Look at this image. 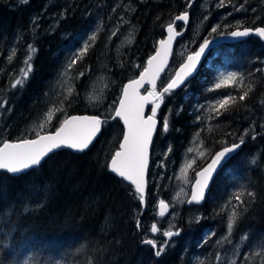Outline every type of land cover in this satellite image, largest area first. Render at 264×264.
<instances>
[{"label":"trees","instance_id":"obj_1","mask_svg":"<svg viewBox=\"0 0 264 264\" xmlns=\"http://www.w3.org/2000/svg\"><path fill=\"white\" fill-rule=\"evenodd\" d=\"M185 12L190 25L198 22L204 29L206 39L264 28V0H0V146L54 133L72 116L104 121L88 152L56 153L20 177L0 173V264H224L221 257L234 249L240 251L238 264L264 260L257 255L264 252V43L259 39L211 52L193 80L164 96L159 120L168 121V143L177 146L178 153L179 145L194 136L213 153L241 139L245 146L217 176L203 206L183 208L182 235L160 256L155 255L158 246L144 243L154 221V167L145 213L135 190L109 168L124 135L121 123L111 121L124 85L139 76L168 25ZM50 20L56 23L48 29ZM127 31L134 33L130 45L112 51L110 45L114 48ZM189 34L188 29L179 46ZM84 47L87 51L73 64ZM183 62L176 53L160 90ZM219 73H236L243 80L217 89ZM96 75L107 78L109 89L102 102L93 105L86 93ZM245 92L248 96L239 100ZM227 97H236V103L222 114L214 111L206 122L211 127L200 128L196 120L204 108L197 110L196 104ZM158 146L157 139L153 156ZM200 162L203 167L205 161ZM238 193L244 203L235 199ZM233 211L239 219L229 233ZM211 231L216 236L228 232L229 242L217 245L215 237L206 239Z\"/></svg>","mask_w":264,"mask_h":264},{"label":"snow or ice","instance_id":"obj_2","mask_svg":"<svg viewBox=\"0 0 264 264\" xmlns=\"http://www.w3.org/2000/svg\"><path fill=\"white\" fill-rule=\"evenodd\" d=\"M176 20L187 22L189 17L185 12L175 18ZM169 33L167 41L160 42V51L156 53L151 59L148 60V66L144 68L140 78L131 81L123 90V99L120 101L119 108L115 111V116L123 120L126 126V134L123 137V142L120 144V148L115 152L110 162V171L116 173L118 176L128 180L135 186V192L138 194V198L143 202L145 198V173L148 164V147L152 140L153 132L156 129L157 121L155 119L156 111L163 103L165 94H170L171 91L180 87L185 83L188 77L196 71L197 65L200 63L201 57L204 56L207 50H210V46L213 43L211 40H204L199 49L187 56V62L183 64L180 71L175 74V78L167 83L166 86H162L161 91H157L156 81L167 61V56L171 50V44L176 35L175 28L170 23L167 27ZM212 32H216L217 28L213 27ZM252 30L245 29L244 31H233L231 33L234 37H242L249 35ZM256 34L260 37H264V28L255 30ZM92 40L96 39L95 34L91 37ZM31 51H35L31 48ZM87 51V47H84L81 53H78L73 59L72 63L76 62L84 52ZM29 60L31 57L29 56ZM27 63V61H26ZM31 66L29 65V71ZM27 72L24 73L25 77ZM243 78L239 77L236 73H231L222 77L215 87L217 89L222 86L236 85L238 82H242ZM21 80H17L16 84H21ZM145 83L151 85V90L147 91V95H140L139 89L143 87ZM15 86V85H14ZM248 96V92H245L239 97V100H244ZM148 103H152L151 116L147 119L144 118L143 111L144 106ZM236 103V97H227L217 102L213 106L217 114H222L221 110L227 111L230 105ZM55 111V109H53ZM52 118L50 112L47 116V120ZM104 123L99 117H79L74 116L71 119H65L60 127L54 134H37L35 139H24L20 142L10 143L4 142L0 147V170H5L11 174H19L35 166H39L41 162L53 152L55 149L61 147H68L79 152H83L88 149L89 145L95 139L97 134L101 131V125ZM44 124L40 125L43 128ZM168 121H163V131L168 130ZM255 137H253L254 139ZM244 143L241 139L239 144H233L231 147H225L222 151L216 153L211 162L203 170L198 171L196 175L199 179L195 182V189L191 194V199L188 203H201L205 199V193L208 189L209 182L212 179L217 167L226 161L228 155L234 152ZM195 161L186 165V168H191ZM256 163L255 160L252 161ZM249 196H254V193H248ZM235 199L244 203L241 194H237ZM168 208V205L164 202H160V215L164 216ZM239 219V213L233 211L229 218L227 225L228 232L231 233ZM139 226V225H137ZM151 231L157 233L159 229L155 224L152 225ZM165 237L171 239L173 236L179 235V232H173L171 230L163 232ZM245 237L241 236V240ZM144 243L156 248V242L154 240H146ZM164 251L163 247L155 252V255L160 256ZM258 256H264V252L257 253ZM260 264H264V260H261Z\"/></svg>","mask_w":264,"mask_h":264},{"label":"rangeland","instance_id":"obj_3","mask_svg":"<svg viewBox=\"0 0 264 264\" xmlns=\"http://www.w3.org/2000/svg\"><path fill=\"white\" fill-rule=\"evenodd\" d=\"M206 1L209 3L212 0ZM50 22L51 23H48V29L52 28L53 24L56 23L52 20H50ZM184 28L185 27L182 25L180 30H183ZM189 32V38H186V40L181 44V46L178 45L179 48L177 47V55L183 60L189 53H194L192 49L194 48V46H196V44L200 42L203 43L204 40H208L204 37L202 38L204 29L201 28L198 22H196V25H190ZM115 34L116 33L113 32V34L111 33L110 36L113 38ZM132 35H134L133 32L131 33V31H127L124 35L119 37L114 42V48H111L112 46L110 45V49L116 52L124 50L130 45L133 39ZM224 76L227 75L219 73L218 80H220ZM65 78L68 79V72L67 77ZM108 89L109 83L107 78H100V76L96 75L89 82L86 96L91 101V104L97 105L102 102L104 95L108 91ZM222 99L216 100L215 102H212L210 104L206 102L205 106H203L201 102H198L196 104L197 110H202L204 108V110L198 114V118L196 120V123H201L199 125L200 127L203 126V123L209 122L213 119L212 117L215 111L213 106L216 105L217 102ZM159 110L160 109H157L155 117L159 116ZM39 126L33 127L32 130H36ZM170 129L171 128L168 127V130L166 132L162 131V134L159 136V138L157 133L155 142L158 139L159 146L156 149H159V152L156 153L155 156H152V166L155 170L156 181H154L155 199L150 209L154 221L149 227L150 229L147 240H154L159 248H168L174 246L175 243L178 241V238L182 235V233L180 232L181 235L179 233V235L173 236L171 239H169L168 237H165L163 235V232L169 230L176 232L179 230L181 213L183 208L187 206V201L189 200L191 188L195 180V174L202 169V163L200 161H203L204 158L208 157L209 152L212 151L211 149L205 148L204 143L199 136H194L192 137V139H190L189 145L186 146L181 153H178L177 150L173 152V146L168 143V137L166 135L170 132ZM193 160L195 161V163L192 164V167L186 168V165L191 163ZM161 201L168 203L170 206V213L166 217L160 216L157 211V206L160 204ZM198 214L197 220H201L202 215L199 216ZM153 224H155L159 229L158 238H154L151 233V227ZM214 237L215 243L217 245H225L229 242L230 234L227 232L224 235L216 236V233H214V231H211L205 236L206 239H212ZM229 247L232 248L233 246L229 245ZM226 250H228V248H226ZM239 254V250H231L228 254H225L221 257L220 263L238 264L237 260Z\"/></svg>","mask_w":264,"mask_h":264},{"label":"water","instance_id":"obj_4","mask_svg":"<svg viewBox=\"0 0 264 264\" xmlns=\"http://www.w3.org/2000/svg\"><path fill=\"white\" fill-rule=\"evenodd\" d=\"M188 17H189V15H188ZM179 22H183L186 26H188V24H189V19H188L187 22H185V21H180V20H176V21H175V24H177V23H179ZM175 24L173 25L174 28H175ZM258 29H260V28H258ZM244 30H245V29H243V30H236V31H244ZM249 30H252V31H250V32H249V35H247V36L234 37V36L231 35V33H232V32H231V33L224 34V35H220V36H218V37H215V38L211 39V41H213V43H212L211 46H210V50H207L206 53L204 54V56L201 57L200 63L197 65V69H196V71L192 74V76L188 77V79L185 81V83H184L183 85H181L180 87L174 89V90L171 91L170 93H175V92L180 91V90L183 89V88H184V87H185V86H186L191 80H193V79L198 75V73H199V71H200L202 65L204 64L205 60L207 59V57H208V55L210 54L211 51H213V50H215V49H218V48H220V47H222V46H225V45H234V44H238V43H241V42H245V41H247L248 39H250V38H252V37L257 38V39H259L261 42L264 43V37H260L259 35L256 34V31H255V30H257V29H249ZM175 31H176V33H178V31L176 30V28H175ZM186 32H187V30L185 29V31L179 33L178 35H176V36L174 37V39H173V41H172V44H171V50H170V52H169V54H168V56H167L166 64L164 65V67H163L162 71L160 72L159 77H158V79H157V81H156L157 88H158L159 82L161 81L162 77L167 73V71H168L169 68H170L171 62H172L173 57H174V52H175V49H176V46H177V42H178L179 40H181V39L186 35ZM168 36H169V33H168L167 29H166V36H165V38H164L163 40H161V41H167V40H168ZM161 41H160V42H161ZM160 42L158 43V48H157L156 53H157L158 51H160ZM156 53H155L153 56H155ZM153 56H152V57H153ZM152 57H151V58H152ZM151 58H150V59H151ZM186 62H187V59H186V61H185L184 63H186ZM184 63H183V64H184ZM183 64L177 69L176 73H178V72L180 71V68L183 66ZM147 66H148V61H147L145 67H147ZM176 73H175V74H176ZM141 74H142V73H141ZM141 74H140V75H141ZM140 75H139V77H138L137 79L140 78ZM174 78H175V75H174V77H173L172 79H174ZM137 79H136V80H137ZM130 82H131V81H130ZM130 82L126 83L125 86H124V88H125ZM147 87H149L150 90H151V85L148 84V83H145V84L143 85V87H141V88L139 89L140 95H142V96H143V95H147V92L144 93V91L146 90ZM124 88H123V90H124ZM123 90H122V96H121L120 101L123 99ZM120 101H119V104H120ZM119 104H118L117 109L119 108ZM152 106H153L152 103H148V104H146V105L144 106L143 115H144V118H145V119H147L149 116H151V115H148V112H149V109H150ZM84 116H88V117H96V116H90V115H80L79 117H84ZM72 117H74V116H72ZM72 117H69V118H67V119H71ZM115 119H117V120H119V121L121 122V124H122V126H123V128H124V135H125L127 129H126V126H125L124 123H123V120H122L121 118H119V117L114 116V119H113V120H115ZM155 119H156V118H155ZM101 121H103V120L101 119ZM156 121H157L156 129H155V131L153 132L152 140H151V143H150V145H149V147H148V164H147V169H146V173H145V181H146L145 198H144V201H143V202L141 201V204H142V207H143V213L146 212V207H147L148 176H149L150 163H151V151H152V147H153V143H154L155 137H156L157 132H158V129H159V121H158V119H156ZM103 122H104V121H103ZM102 130H103V123H102V125H101V131L97 134V136L95 137V139H94V140L92 141V143L89 145L88 149H86V150L83 151V152H79V151H76V150L71 149V148H68V147H61V148L55 149L53 152L49 153V155H48L47 157H45V159L41 162V164H40L39 166H35V167H33V168H31V169H28V170H26V171H24V172H21V173H19V174H11V173H8V172L5 171V170H0V173L8 174V175L11 176V177H20V176H22V175H24V174H27V173H29V172L35 170V169L40 168V167H41V166L47 161L48 158H50L51 156H53V155L56 154V153H59V152H62V151H69V152H71V153H73V154H76V155H82V154L88 152V151L92 148V146H93V145L96 143V141L99 139V137H100V135H101V133H102ZM54 133H55V132H54ZM54 133H50V134H54ZM8 142H9V141H8ZM122 142H123V140H122ZM122 142H121V143H122ZM10 143H16V142H10ZM1 147H2V146H1ZM230 147H231V146H230ZM243 147H244V143H243L239 148H237L234 152L230 153V154L228 155V158L226 159V161H223V162L217 167L215 173H214L213 176H212L211 181L209 182L208 189L206 190V193H205V199H204L201 203H191V204H190V203H187L188 205L202 206V205L205 203L206 198H207L209 192L211 191L212 186H213V183H214V181H215L217 175L219 174V172L224 168V166H225L227 163H229V161H230L233 157H235L236 155H238V154L242 151ZM221 151H222V150H221ZM206 167H207V166H206ZM109 168H110V166H109ZM204 168H205V167H204ZM202 170H203V169H202ZM111 173H112L116 178H118V179L124 181L127 185L131 186V187L135 190V186H134L133 184H131L130 181L125 180L124 178L118 176L116 173H113V172H111ZM197 179H199V177L196 175V180H197ZM196 180H195V182H196ZM195 182H194V184H193V186H192L191 194H192V192H193L194 189H195ZM136 194H137V193H136ZM191 194H190L189 199H191ZM137 195H138V194H137ZM166 204L168 205V208H167V210H166V212H165V215L162 216V217H166V216H168L169 213H170V206H169L168 203H166ZM160 210H161V209H160V204H159L158 207H157V211H158V213H160ZM159 215H160V214H159ZM160 216H161V215H160Z\"/></svg>","mask_w":264,"mask_h":264},{"label":"flooded vegetation","instance_id":"obj_5","mask_svg":"<svg viewBox=\"0 0 264 264\" xmlns=\"http://www.w3.org/2000/svg\"><path fill=\"white\" fill-rule=\"evenodd\" d=\"M200 127V126H199ZM205 127H211V124H207V123H203V126H202V128H205ZM201 128V127H200ZM167 135V134H166ZM167 137L169 138V137H171V136H169V135H167ZM200 139H202V138H200ZM202 141H203V139H202ZM156 143V142H155ZM203 143H204V146H205V148H207V149H211L210 148V146L208 145V144H206L205 143V141H203ZM155 145V144H154ZM190 145H191V143H190ZM179 147H180V150H182L183 149V146L180 144L179 145ZM175 150H177V146L176 147H173V151H175ZM212 150V149H211ZM221 150V149H220ZM219 150V151H220ZM219 151H217V153L219 152ZM181 152V151H180ZM179 152V153H180ZM210 154V155H209ZM209 154H208V157H206V158H204V160H206V163H205V165L203 166V167H205L210 161H211V159L213 158V156L216 154V153H213L212 151H210L209 152ZM208 158V159H207ZM158 236H159V233L157 232V233H153V237L154 238H158Z\"/></svg>","mask_w":264,"mask_h":264}]
</instances>
